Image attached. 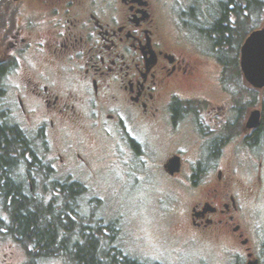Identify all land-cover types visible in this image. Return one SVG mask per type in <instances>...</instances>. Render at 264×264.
I'll use <instances>...</instances> for the list:
<instances>
[{"label": "flooded vegetation", "instance_id": "1", "mask_svg": "<svg viewBox=\"0 0 264 264\" xmlns=\"http://www.w3.org/2000/svg\"><path fill=\"white\" fill-rule=\"evenodd\" d=\"M178 3L170 20L166 0H0V125L20 130L37 153L17 158L11 171L31 193L48 184L86 189L73 174L88 172L97 151L122 160L124 148V163H139L118 167L138 179L159 172L171 185L157 202L183 236L164 257L123 250V263L264 264V231L238 176L264 138V108L250 126L256 109L240 103L264 89L248 85L240 58L226 66L221 59L231 55L214 47L225 5L233 24L245 6ZM143 131L175 143L158 170ZM174 157L181 164L172 175L166 165ZM48 169L57 181L46 180Z\"/></svg>", "mask_w": 264, "mask_h": 264}, {"label": "rangeland", "instance_id": "2", "mask_svg": "<svg viewBox=\"0 0 264 264\" xmlns=\"http://www.w3.org/2000/svg\"><path fill=\"white\" fill-rule=\"evenodd\" d=\"M178 1L183 4L185 2V0H166L168 4L166 16L170 20L174 19V13H178L177 6H180ZM260 1L264 3V0ZM262 10H264V6ZM249 15L248 24L244 26V31L243 29L241 30V33L243 31L242 34L247 32L248 26L253 29L264 28V11L257 14L253 9L249 11ZM240 51L236 56L238 60ZM219 98L221 100L222 97L219 95ZM263 98L264 92L256 94L255 99L249 98V100L246 97L244 100L242 99L240 107L245 108L250 104L249 108L252 110L260 108ZM140 138L144 141L145 147L153 151V169L158 170V166L164 164L168 152L175 147L174 141H164L162 138L159 140L157 137L150 135L148 131H143ZM181 142V145L188 149L189 141L184 139ZM90 143L95 149L96 138L91 136ZM123 152V158L120 160L111 159L112 157L108 159L109 153L97 151L100 160L93 161L88 172L78 170L75 175L73 174L72 179L82 183L87 188L86 192L76 199L75 211L77 216L74 218L77 223L74 224L75 235L71 237L72 244L68 245L69 250L71 251L74 247L75 243L73 242L78 240L77 236L79 233L76 230L82 229L80 227L81 223L86 230L92 229L96 233L98 226L106 230L108 225H112L113 231L106 230L102 236L98 235L102 240L101 245L106 250L111 247L112 250L115 248L116 251H121L122 254L124 250L131 258L135 259L141 257V254L164 257L165 253L163 252L179 248L181 237L183 236V232L172 225L175 217L171 213L166 212L162 205L157 202L158 198L167 197L171 190V185L167 183L159 172L150 177L145 176V179L144 176L139 179L131 176L136 173L133 172L134 169L128 170L127 174L125 169L118 167V165H135L137 161L135 162L136 159L129 156L128 163H124L126 156L124 148ZM251 154H254L256 158L254 159ZM251 154L245 161V165L240 167L238 176L244 183L245 188H250L252 191L256 222L260 225V231H264V138L261 140L260 146ZM101 158L104 160L101 161ZM114 161L117 164H114ZM260 162L263 163V167L259 170ZM258 175L261 176V181L258 180ZM33 191L45 202L48 203L51 200L44 187L34 188ZM61 204L63 205V202H60L58 206ZM250 205L252 206L251 201ZM1 207L0 264H71L66 257L40 256V250L34 245L24 246L16 239L13 240L12 237L6 236V228L10 222L8 215L4 214ZM66 213L68 214L67 211ZM60 214L63 217L62 212ZM70 217L72 218V216ZM66 224L74 226L69 221ZM70 235L69 233L67 237ZM189 258V255L184 254L180 260L189 261Z\"/></svg>", "mask_w": 264, "mask_h": 264}, {"label": "trees", "instance_id": "3", "mask_svg": "<svg viewBox=\"0 0 264 264\" xmlns=\"http://www.w3.org/2000/svg\"><path fill=\"white\" fill-rule=\"evenodd\" d=\"M238 2L239 6L245 7L238 9V13L235 14L236 22L233 24L230 18L229 20L226 18L228 17L226 11L228 6L225 5V19L216 29L219 39L214 47L219 53L233 54L229 58L221 59L226 66L233 63L238 64L236 56L244 41L252 31L257 29L248 26L247 32L242 34L250 18L249 11L254 9L257 14L264 11L262 10L264 3L260 0H238ZM262 107L264 108V100ZM24 138L20 130L0 125V206L7 213L10 222L6 228V236L12 237L13 240L16 239L24 246L34 245L40 250V256L66 257L71 264H135L129 259L123 263L121 251H116L115 248L112 250L111 247L106 250L101 245L102 240L98 235L102 236L105 232L101 226L96 228L98 230L96 233L92 229L86 230L81 223L82 229L78 233L84 241L79 246L73 242L74 247L71 251L69 250L68 245L72 244L71 237L75 235L74 224L77 223L74 218L77 216L76 199L84 194L86 189L82 185L57 187L48 184L44 186L45 192L51 197L48 203L35 192L31 193L30 190L25 189L16 181L11 171L17 158H25L27 152L31 154V160L37 157L36 151L29 145L26 146ZM12 155H15L16 159ZM47 175V181H57L49 169ZM60 202H63V205H60L62 209L58 206ZM67 221L73 223L74 226L66 224ZM0 223H2L1 219ZM106 228L107 231H113L112 225ZM69 233L71 235L67 237ZM28 254L31 255L30 252Z\"/></svg>", "mask_w": 264, "mask_h": 264}, {"label": "water", "instance_id": "4", "mask_svg": "<svg viewBox=\"0 0 264 264\" xmlns=\"http://www.w3.org/2000/svg\"><path fill=\"white\" fill-rule=\"evenodd\" d=\"M240 68L249 86L264 89V28L252 31L244 41L240 51ZM260 119L261 111L253 110L249 118L250 126H258ZM180 164V158L174 157L167 163L166 170L173 175L180 170ZM248 264H258V261Z\"/></svg>", "mask_w": 264, "mask_h": 264}]
</instances>
